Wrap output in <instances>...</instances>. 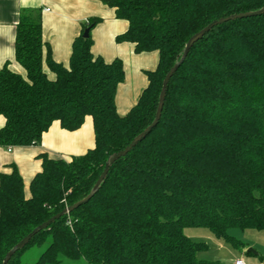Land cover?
<instances>
[{
  "label": "trees",
  "instance_id": "16d2710c",
  "mask_svg": "<svg viewBox=\"0 0 264 264\" xmlns=\"http://www.w3.org/2000/svg\"><path fill=\"white\" fill-rule=\"evenodd\" d=\"M127 23L117 43L157 52L148 84L125 116L115 96L122 62L92 54L82 25L67 66L52 60L38 11H22L14 62L0 69V147L38 145L57 122L74 132L92 120L94 147L70 161L40 156L29 196L14 167L0 175V264L32 230L85 199L110 156L152 124L164 76L187 41L210 23L264 9V0H99ZM44 68L54 78L49 79ZM186 229H205L241 248L229 233L264 234V14L214 27L171 77L155 128L113 162L96 193L39 231L8 264L44 247L34 264H212Z\"/></svg>",
  "mask_w": 264,
  "mask_h": 264
},
{
  "label": "crops",
  "instance_id": "0c3cea01",
  "mask_svg": "<svg viewBox=\"0 0 264 264\" xmlns=\"http://www.w3.org/2000/svg\"><path fill=\"white\" fill-rule=\"evenodd\" d=\"M26 10L40 13L42 41L50 49L52 60L63 66L68 65L72 43L80 35L82 25L92 19L100 20L89 33L92 39L91 51L94 56L101 57L106 63L116 59L122 62L124 81L117 88L115 105L119 116L127 115L148 84L146 73L155 71L157 67V52L136 54L132 44L117 43L115 38L124 34L128 25L125 21L116 19L113 9L99 0H0V69L8 64L12 72L23 74L13 57L15 26L20 13ZM44 71L49 79L54 78L47 68H44ZM3 125L4 120L0 118V129ZM93 147L94 132L91 118L87 117L82 126L74 132L62 130L55 122L43 134L38 145L0 147V175L10 174L14 167L23 182L25 196L28 197L30 182L41 171L40 156L68 162L83 156ZM186 230L189 231L188 234L185 233ZM186 230L185 236L193 242L202 240L196 235L195 230ZM235 237L241 238L239 242L243 241L241 248H234L231 244L216 238L212 245L216 247L218 253L228 249L229 245L239 254L236 260H240L243 254L250 255L245 264H264L263 233L245 231L233 238ZM252 249H255L254 253L249 252ZM201 254L203 252L197 257L202 262L223 264L220 259H208Z\"/></svg>",
  "mask_w": 264,
  "mask_h": 264
},
{
  "label": "water",
  "instance_id": "95a60500",
  "mask_svg": "<svg viewBox=\"0 0 264 264\" xmlns=\"http://www.w3.org/2000/svg\"><path fill=\"white\" fill-rule=\"evenodd\" d=\"M264 14V9H261L259 11L256 12H251V13H245V14H239V15H233L230 16L228 18H224V19H219L216 20L212 23H210L209 25H207L203 30H201L200 32H198L197 34L193 35L186 43L184 51H183V55L180 59V61L175 64L169 71L168 73L164 76V79L162 81V86H161V90H160V94H159V100H158V108H157V112L155 115V119L152 122V124L150 126H148L138 137H136L126 148H124V150H122L121 152L117 153V154H113L112 156H110L105 164L104 170L102 172V174L99 176L98 180L96 181L91 193L82 201L76 203L75 205H73L72 207H69L65 210H63V212L61 214H58L52 218H50L49 220H47L46 222L42 223L40 226H38L37 228H35L34 230H32L27 236H25L18 244H16V246L9 251L3 261L2 264H8L9 260L13 257V255L23 249L28 243L29 241L39 232L42 230L47 229L52 223H54L57 219H59L62 215H67L69 213H71L75 208H77L78 206H80L83 203H86L90 198L93 197V195L96 193V191L98 190L99 186L102 184V182L104 181L109 166L115 162L116 160L124 157L125 155H127L139 142H141L157 125L159 117H160V113L162 111V106H163V102H164V97H165V93H166V89L168 86V83L171 79V77L173 76V74L176 72V70L178 69V67L180 66V64L183 62V60L185 59V57L187 56L188 52L190 51V49L192 48V46L198 42L200 39H202L206 34H208L214 27L222 25L224 23H227L229 21H234L237 19H246V18H251V17H256L259 15ZM89 35V30H85L83 33V38H87ZM249 252H253L252 250H250ZM254 253V252H253Z\"/></svg>",
  "mask_w": 264,
  "mask_h": 264
},
{
  "label": "rangeland",
  "instance_id": "374dc122",
  "mask_svg": "<svg viewBox=\"0 0 264 264\" xmlns=\"http://www.w3.org/2000/svg\"><path fill=\"white\" fill-rule=\"evenodd\" d=\"M192 230H195L194 232L196 233V235L199 236L200 239H202V240H198L197 243H204L207 246V251L203 252V254H201V256L208 258V259H220L223 264H232L236 261L237 255H239V254L236 253L237 251H234L229 245H227L228 249H225L222 252L218 253L216 247H214V245H212V241L215 240L214 239L215 237H213L211 233H209L207 230H204V229H192ZM188 232H189L188 230L185 231L186 234H188ZM229 234H231L233 237L237 236V235L239 236L240 231L233 230V231H230ZM235 239H237V241H241L240 237L239 238L235 237ZM242 242H240V243H242ZM43 249H44V247L30 249L29 251H27L23 255L22 263L23 264H34V262L36 261L38 256L43 251ZM249 249H251V248H249ZM253 250L255 251V249H252V251ZM215 257H217V258H215ZM247 258H250V255L243 254V257L241 258V260L245 263L247 261ZM214 261H216V260H214ZM63 264H78V263H72V262L65 260ZM80 264H83V263H80Z\"/></svg>",
  "mask_w": 264,
  "mask_h": 264
},
{
  "label": "built area",
  "instance_id": "2783aa9c",
  "mask_svg": "<svg viewBox=\"0 0 264 264\" xmlns=\"http://www.w3.org/2000/svg\"><path fill=\"white\" fill-rule=\"evenodd\" d=\"M233 264H245V263L240 259V260H236Z\"/></svg>",
  "mask_w": 264,
  "mask_h": 264
}]
</instances>
